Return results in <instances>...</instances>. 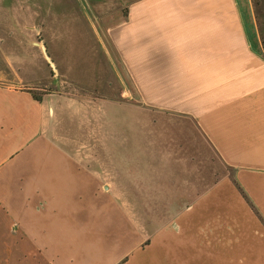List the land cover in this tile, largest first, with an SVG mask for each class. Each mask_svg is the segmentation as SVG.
Returning a JSON list of instances; mask_svg holds the SVG:
<instances>
[{"label": "crops", "instance_id": "crops-1", "mask_svg": "<svg viewBox=\"0 0 264 264\" xmlns=\"http://www.w3.org/2000/svg\"><path fill=\"white\" fill-rule=\"evenodd\" d=\"M26 1L0 0L17 26L0 60V264H264L251 2Z\"/></svg>", "mask_w": 264, "mask_h": 264}, {"label": "rangeland", "instance_id": "rangeland-1", "mask_svg": "<svg viewBox=\"0 0 264 264\" xmlns=\"http://www.w3.org/2000/svg\"><path fill=\"white\" fill-rule=\"evenodd\" d=\"M251 2V7H252V11H253V14H254V18H255V21H256V26H257V31H258V34L261 38V41H262V45H263V48H264V0H249ZM22 3V7L24 8V2L20 1ZM29 2V0H27L25 3L27 4ZM18 5L20 6L21 4L18 3ZM17 26H11L10 24H6V25H0V60H4L5 62L10 58L9 56V49L11 45H15L16 41L15 40H12L14 38H12L10 41L8 39V36H10V29L12 28V30L16 29ZM35 33L34 32V37H33V43H38V44H41L37 41V37L39 36H35ZM93 33V32H92ZM93 37V36H92ZM92 43H93V38H92ZM36 46H34L35 48ZM42 59H43V63L46 64V70H47V76L48 78H53L55 77L56 79L57 78V73L54 74L52 73V69L51 67L48 66L45 58H43L42 56ZM54 64V62H53ZM55 66V64H54ZM56 68V66H55ZM56 71H57V68H56ZM45 89H48L49 91H51V89L49 88H44L43 86H37V88H34L33 91L36 93V95L38 96H41V95H44L45 92L43 90ZM120 158V156H119ZM135 160V155H129L128 157V154H124L122 155V160L124 163H127V162H132Z\"/></svg>", "mask_w": 264, "mask_h": 264}, {"label": "water", "instance_id": "water-1", "mask_svg": "<svg viewBox=\"0 0 264 264\" xmlns=\"http://www.w3.org/2000/svg\"><path fill=\"white\" fill-rule=\"evenodd\" d=\"M43 52H44L45 60L47 61L48 65L52 69V73L56 74L57 73L56 68H55L52 60L50 59L49 55L47 54L46 49H45V46H43Z\"/></svg>", "mask_w": 264, "mask_h": 264}, {"label": "trees", "instance_id": "trees-1", "mask_svg": "<svg viewBox=\"0 0 264 264\" xmlns=\"http://www.w3.org/2000/svg\"><path fill=\"white\" fill-rule=\"evenodd\" d=\"M263 49H264V48H263ZM29 92H30L32 98H33L35 101H37V102H41V97L38 96V95H36V93H35L33 90H31V91H29Z\"/></svg>", "mask_w": 264, "mask_h": 264}]
</instances>
